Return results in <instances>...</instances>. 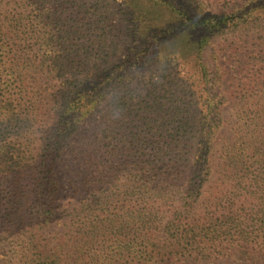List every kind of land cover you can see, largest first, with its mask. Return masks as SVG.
Returning <instances> with one entry per match:
<instances>
[{
	"label": "trees",
	"instance_id": "trees-1",
	"mask_svg": "<svg viewBox=\"0 0 264 264\" xmlns=\"http://www.w3.org/2000/svg\"><path fill=\"white\" fill-rule=\"evenodd\" d=\"M122 1L143 46L171 34L152 15L178 17L160 51L176 54L184 77L163 84L156 69L159 101H140L136 116L126 91L142 73L110 62L113 9L66 21L47 0H0L3 143L17 138L0 156L16 201L0 218L19 263L212 264L239 253L264 264V0ZM228 103L233 138L220 145ZM71 192L79 204L63 210ZM64 214L59 238H46Z\"/></svg>",
	"mask_w": 264,
	"mask_h": 264
},
{
	"label": "rangeland",
	"instance_id": "rangeland-1",
	"mask_svg": "<svg viewBox=\"0 0 264 264\" xmlns=\"http://www.w3.org/2000/svg\"><path fill=\"white\" fill-rule=\"evenodd\" d=\"M122 0H85L84 5L82 2H78L77 0H47V5L49 9L52 7L53 10H56L58 8V11L64 13L63 18L68 21L69 20H76V19H85L87 15H85V9L91 8L93 11L97 10L96 15L101 13H108L110 9H113L114 12L117 13V17L111 16L112 21L109 22L107 25L108 27L106 30L110 32V37L108 40V45H111V56H110V62L114 66H121L126 65L129 69L130 73L133 75H136L138 73H142L141 76H135L134 84L132 87L127 89V96L131 101L132 105H135L134 108V116L137 115V111L140 110V105L138 103L140 101H143L144 99L150 100V106H153V101L156 99L158 100V96L155 93H159L158 90H155L157 92H153L149 90L157 89L158 87V80H157V70L161 69L158 74H161L164 72V75L167 73V79L162 82L163 84H171L172 82L169 79L170 75H178L177 77L179 79L184 77V73L182 70V66L180 64L179 59L176 57V54L173 52H161L160 49L163 48L165 45H170L175 41V35L177 36V31L175 30L178 23L176 22L178 17L174 14V17L169 15L164 17L163 19L159 17V15H152L150 18V21H153L154 25L161 24L164 25L166 28L171 31V34L164 39L165 42H161L158 44L157 41H152L147 44L146 46H143L144 43L141 40H137L139 37H141V34H144V31H141L137 35L138 27H135V22L132 21V17L129 12L125 10V7L122 5ZM83 5V6H82ZM59 6L62 7V9L59 8ZM82 6V9H81ZM85 7V8H83ZM64 9V10H63ZM97 17V16H96ZM72 18V19H70ZM69 24V22H68ZM104 27V26H102ZM187 38L192 42L196 43L198 39L202 36L201 30L197 31H190L187 33ZM164 38V36H162ZM95 44L99 43V40H97V36L95 34L94 38ZM176 42L174 43V45ZM146 48L148 50L146 51ZM166 54V55H164ZM155 75V76H154ZM229 87L226 86L225 89H228ZM148 96V97H147ZM168 97L174 101L172 96ZM159 101V100H158ZM190 99L186 98V102H189ZM118 102L115 100L114 102H111L109 105V109H113ZM106 106V103H103L101 106V109ZM144 107V106H143ZM157 108H154L153 110L156 111ZM224 118H225V124L223 127L220 128V131L217 135V140H219L220 145H224L227 142L231 141L233 138L232 133V122L235 119V108L233 105L228 103L223 110ZM143 115V114H142ZM158 114L155 113L154 117H157ZM132 118V117H131ZM2 120H0V156H11L12 154H9L12 152L13 147L15 146V141L17 140L16 136L12 137V142L9 143H3L4 139L8 137V135H4L7 131L4 129L3 125H6L2 123ZM160 121V120H159ZM133 127L135 125H141L142 120L140 119H132ZM3 124V125H2ZM13 135H15L18 131V129L15 128V124L13 125ZM12 130V129H11ZM9 140V141H10ZM128 145L130 144L131 137L127 138ZM27 142V136L25 138V144ZM7 146V147H6ZM7 150V151H5ZM9 152V153H8ZM67 172V171H66ZM65 172V173H66ZM14 176V168L12 161L10 157L7 161L2 158H0V216L2 217L4 214L3 211L13 204L14 200V188H12L11 185V179ZM215 180V178L210 180V183H212ZM69 187H67L66 191H69ZM63 193L61 196H64ZM79 196L73 197V193H69L67 197L64 198V200L61 202V205L63 206V210L71 211L74 206H77L80 201ZM16 202V201H15ZM66 220V214L61 216L57 223L59 225L57 227H53L50 230H46V238L52 239L59 238V236H56V233H61L63 231V224ZM10 221L4 220L0 218V264H20L18 260V251L19 248L17 246L16 241H14L13 238L9 237V235L4 234V228L7 222ZM47 236V233H50ZM151 260V259H150ZM136 264H145L142 263H136ZM149 264H197L192 261H176L173 258H159L158 260H154V262H149ZM198 264H207V263H198ZM209 264V263H208ZM212 264H250L246 257H243L239 253H234L231 257L227 258L224 261L212 263Z\"/></svg>",
	"mask_w": 264,
	"mask_h": 264
}]
</instances>
